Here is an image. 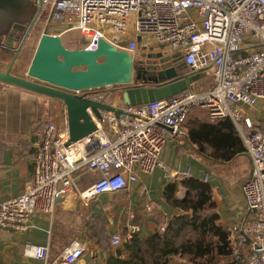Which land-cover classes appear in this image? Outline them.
Wrapping results in <instances>:
<instances>
[{
	"label": "built area",
	"instance_id": "obj_1",
	"mask_svg": "<svg viewBox=\"0 0 264 264\" xmlns=\"http://www.w3.org/2000/svg\"><path fill=\"white\" fill-rule=\"evenodd\" d=\"M40 8L38 21L65 27L61 36L69 49H95L101 38L133 55L156 46L182 56L195 72L210 71L214 86L124 106L127 114L112 117L111 132L99 125L73 143L68 131L61 132L52 122L36 129L32 180L22 195L0 202V230L24 232L37 212L52 213L58 200L77 189L76 173L82 168L101 170L99 181L79 190L86 201L123 191L139 174L157 168L172 180L189 178L190 167L179 163L171 170L161 155L170 136L188 134L190 114L206 107L211 121H233L250 158L240 186L252 218L230 230L228 243L237 256L249 245L248 264H264V130L251 115L264 111V0H43ZM101 90L76 93L106 100ZM146 210L153 206L146 205ZM134 218L125 234L112 236L111 249L141 231ZM17 251L38 264H50L44 244L21 242ZM84 251L74 240L63 260L52 264H82Z\"/></svg>",
	"mask_w": 264,
	"mask_h": 264
},
{
	"label": "crops",
	"instance_id": "obj_2",
	"mask_svg": "<svg viewBox=\"0 0 264 264\" xmlns=\"http://www.w3.org/2000/svg\"><path fill=\"white\" fill-rule=\"evenodd\" d=\"M43 25L42 22L38 25L39 32L32 36L33 43H28V40L24 43L13 66L14 49L19 43L9 52L0 49V71L5 72L11 66L13 73L21 74L28 69L41 38ZM253 44L256 45L255 42ZM150 47L147 46L142 52ZM153 48L169 53L156 46L151 49ZM170 53L169 58L172 60L166 64L183 63L180 55ZM140 55L141 51L136 54L139 58ZM200 74L203 81H208L212 88L214 82L210 71ZM112 88L101 90L102 95H105L103 98L107 101L113 98V104L118 105L120 89ZM251 115L254 124L264 130V111L253 110ZM93 119L99 124L95 117ZM48 122L54 123L61 132L67 131L66 107L60 100L0 83V202L22 195L30 185L36 152L34 132ZM113 122L112 115H107L106 122L101 125L111 132ZM193 123L217 122L211 121L208 108L203 107L190 114L186 124L187 131ZM188 135L189 131L183 138L170 136L161 155L163 163L171 170L181 163L182 168L190 167V177L201 180L207 178V181H203L212 185L219 206V225L232 230L249 222L252 212L243 197L240 184L229 187L221 177L222 169L231 167L240 160L246 162L248 172L249 156L243 152L233 164L215 163L208 157H199L195 151L198 148L197 141L193 137L188 139ZM100 178V169H79L76 173L77 189L58 200L52 213L37 212L30 227L24 232L0 230V261L6 264H38L32 258L20 256L17 251L19 243L31 242L48 246L49 263H57L63 260L67 246L76 240L85 248L80 260L82 264H107L117 250L110 247L112 236L126 233L132 215L135 216L134 223L141 228L139 234L142 237L151 235L161 224L160 215L171 214V209L162 196L164 186L168 182L183 180L167 178L165 171L157 168L152 174H139V179L131 182L123 191L104 193L89 201L83 200L79 190L87 188ZM185 194V189L181 188L179 197L184 198ZM146 205H152L153 210L147 211ZM249 255L250 246L246 244L241 247L238 256L232 251L222 258L220 264H248Z\"/></svg>",
	"mask_w": 264,
	"mask_h": 264
},
{
	"label": "water",
	"instance_id": "obj_3",
	"mask_svg": "<svg viewBox=\"0 0 264 264\" xmlns=\"http://www.w3.org/2000/svg\"><path fill=\"white\" fill-rule=\"evenodd\" d=\"M42 1L0 0V49L9 52L19 43L14 49L12 66L19 50L38 24ZM64 30L65 27L59 23L43 25L28 69L15 74L10 66L5 72L0 71V83L60 100L66 107L69 143L96 131L99 125L106 122L107 115L119 117L127 114L124 106L178 95L193 88L194 82L202 76L201 72H195L184 63L144 64L136 55L118 50L102 38L95 49H69L62 40ZM112 87L122 90L118 105L113 104V98L98 100L76 93L79 89ZM246 175L247 166L243 160L221 172L229 187L240 184Z\"/></svg>",
	"mask_w": 264,
	"mask_h": 264
},
{
	"label": "trees",
	"instance_id": "obj_4",
	"mask_svg": "<svg viewBox=\"0 0 264 264\" xmlns=\"http://www.w3.org/2000/svg\"><path fill=\"white\" fill-rule=\"evenodd\" d=\"M216 122L189 125L187 137L197 141L199 157L233 164L245 152L241 135L230 118ZM181 188L184 198L179 197ZM162 196L171 214L160 215L161 224L151 235L134 234L107 264H220L232 253L230 229L218 223L219 206L210 183L198 177L168 182Z\"/></svg>",
	"mask_w": 264,
	"mask_h": 264
},
{
	"label": "rangeland",
	"instance_id": "obj_5",
	"mask_svg": "<svg viewBox=\"0 0 264 264\" xmlns=\"http://www.w3.org/2000/svg\"><path fill=\"white\" fill-rule=\"evenodd\" d=\"M41 21H38L37 26H35V28L33 29L31 35L29 36L28 43H33V37L34 34H36V32H39V24ZM33 36V37H32ZM27 42V41H26ZM29 45V44H28ZM172 54L164 52L163 50H158L157 48H153V49H147V51L142 52L141 49V55L139 60L144 63V64H166V63H170V60H172L171 58H169V55ZM172 57H175L174 55H172ZM181 60H182V56ZM212 83V82H211ZM193 88L198 91V92H202V91H206L208 89H210V83L208 84V81H203V77H200L194 84H193ZM104 89V88H101ZM113 89V88H111ZM254 122V120H253ZM244 144V143H243Z\"/></svg>",
	"mask_w": 264,
	"mask_h": 264
},
{
	"label": "flooded vegetation",
	"instance_id": "obj_6",
	"mask_svg": "<svg viewBox=\"0 0 264 264\" xmlns=\"http://www.w3.org/2000/svg\"><path fill=\"white\" fill-rule=\"evenodd\" d=\"M122 90H120L119 92L121 93Z\"/></svg>",
	"mask_w": 264,
	"mask_h": 264
}]
</instances>
